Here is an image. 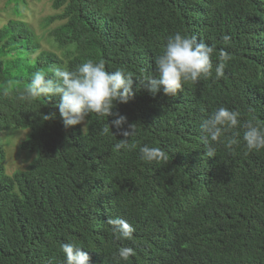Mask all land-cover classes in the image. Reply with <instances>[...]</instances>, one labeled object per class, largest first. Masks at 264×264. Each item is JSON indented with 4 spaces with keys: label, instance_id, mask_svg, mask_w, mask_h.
<instances>
[{
    "label": "trees",
    "instance_id": "trees-1",
    "mask_svg": "<svg viewBox=\"0 0 264 264\" xmlns=\"http://www.w3.org/2000/svg\"><path fill=\"white\" fill-rule=\"evenodd\" d=\"M23 1L11 0L18 12ZM52 7L62 12L46 26L62 23L49 33L61 55L39 52L23 21L0 29V133L29 130L20 148L35 155L7 175L0 143V264H64L66 242L90 264H264V149L248 152L238 126L208 157L200 130L219 107L264 129V0H53ZM177 32L213 47L212 76L184 83L175 97L153 93L146 80ZM221 51L231 59L217 79ZM101 60L106 71L132 74L134 96L113 112L127 118L125 129L134 125V149H115L124 137L111 127L114 117L93 113L65 127L58 97L19 99L37 71L52 77L57 67ZM144 145L168 159L143 161ZM116 217L135 229L132 240L115 239L106 222ZM120 247L134 254L120 260Z\"/></svg>",
    "mask_w": 264,
    "mask_h": 264
},
{
    "label": "clouds",
    "instance_id": "clouds-1",
    "mask_svg": "<svg viewBox=\"0 0 264 264\" xmlns=\"http://www.w3.org/2000/svg\"><path fill=\"white\" fill-rule=\"evenodd\" d=\"M231 37L225 35L223 42L227 44ZM214 49L195 36L182 35L177 32L168 37L162 53L155 58L156 76L146 81L149 90L153 93L163 91L166 96L175 97L187 82L196 83L201 77L212 76V53ZM231 59L229 54L221 51L219 62L215 67V77H223L227 62ZM52 77H47L44 71L33 73L31 82L24 93L19 96L21 101L31 102L40 97L48 101L58 97L55 105L59 110L65 127L83 125L86 117L96 114L101 117H114L111 127L119 131L124 139L117 142L114 147L117 151L125 148L134 149V143L129 138L134 135V125L127 124V118L118 112H113L117 103L127 104L134 96L133 78L131 73L124 69L106 71L105 63L88 61L79 65L75 70L57 67ZM55 113L43 115V120L54 118ZM238 111L219 107L200 123L203 143L207 148L206 155L213 157V145L226 133L238 126L243 127V141L248 152L264 149V129L247 121L241 124ZM111 130L110 125L102 129L104 134ZM111 134L114 136L113 132ZM237 143L232 139L228 147ZM140 158L145 162H160L167 160L168 156L159 147L144 145L139 148ZM116 240H132L135 229L122 217L109 218L106 222ZM73 242L61 244V251L65 256L64 264H90V257L86 251ZM134 254L129 247H120L116 256L120 260H127Z\"/></svg>",
    "mask_w": 264,
    "mask_h": 264
},
{
    "label": "rangeland",
    "instance_id": "rangeland-1",
    "mask_svg": "<svg viewBox=\"0 0 264 264\" xmlns=\"http://www.w3.org/2000/svg\"><path fill=\"white\" fill-rule=\"evenodd\" d=\"M53 0H24L19 4L18 12L16 4L11 0H0V29L10 21H23L32 29L35 34L36 42L40 50L52 51L61 55V51L52 47L50 44L49 33L62 23L56 22L47 27L46 19L58 15L62 10H55L52 7ZM38 52V53H39ZM35 54L33 57L37 56ZM29 130L8 129L0 133V143L6 153L4 169L7 175H12L19 170H25L34 160L35 155L21 150V143L27 139Z\"/></svg>",
    "mask_w": 264,
    "mask_h": 264
}]
</instances>
